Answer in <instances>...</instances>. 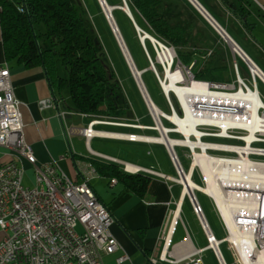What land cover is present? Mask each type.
Listing matches in <instances>:
<instances>
[{
	"label": "built area",
	"instance_id": "1",
	"mask_svg": "<svg viewBox=\"0 0 264 264\" xmlns=\"http://www.w3.org/2000/svg\"><path fill=\"white\" fill-rule=\"evenodd\" d=\"M99 1L103 10L105 9L107 20L111 22L110 15L105 8V1ZM112 30L116 34L114 28ZM138 34L141 38L147 35L142 29H139ZM145 41L146 39H144V47H146ZM152 42L158 54L157 63L160 62L163 66L166 73L164 81L167 82L168 69L175 72L178 68H175L178 55L172 47L175 52L173 62L169 60L162 62L159 60L161 52L170 47L158 39ZM145 50L150 66L156 68L155 62L147 49ZM181 64L180 67L183 66L182 69L185 72L187 69L191 74V66L187 67L183 64L181 66ZM154 72L163 86V77L157 69ZM251 75L255 81L254 88L257 89L256 75L252 70ZM238 80L240 86L244 85L245 89H249L247 82L244 80V83L241 82L240 78ZM185 83L177 82L178 85H185ZM210 84L214 89L223 90H228L232 86L230 84ZM141 93H143L142 90ZM171 93L182 108L178 94L171 91L169 98ZM172 109V113H175V108ZM60 115L64 117L65 112H61ZM262 115L264 116V113ZM123 124L141 127L139 124ZM198 128L203 132L202 140L211 146L206 150L201 147L195 150L206 152L211 160V164L208 163L209 168L214 164L213 157L236 163L239 159H247L250 162L246 161L249 167L241 168L231 164V169H224L223 172L216 169L214 173L221 184L218 198H211L210 192L198 188L193 190V196L190 193L186 195L205 233L208 246L198 248L189 237L187 240H191L193 248L181 255L178 248L187 240L183 243L173 242L180 217L176 218L175 206L159 201L153 190L156 182L163 181L162 179H165L163 181L165 182L172 178L150 169L130 171L126 164L125 169L128 172H145L152 176L153 182L149 191L148 204L169 214L168 233L163 251L159 258L152 257L151 260L154 264L160 260L171 264H205L203 253L210 248L220 264H228L221 250L222 244L227 242L233 249L238 264H264V130L257 131L255 139L249 142L247 140L251 135L249 129L231 127L224 134L223 129L216 126L205 125ZM180 134L185 137L183 133ZM136 136L132 134L130 140L139 141ZM192 138L196 139L195 136ZM206 138L226 139L238 143L210 142L205 140ZM0 146L12 148L16 159L7 164H0V264H105L104 257L117 251L120 243L111 229L115 221L114 217L91 185V179L97 175V170L84 163L80 164L79 171L83 176V181L75 182L62 171L57 162L43 166L37 163L34 149L24 137L20 101L16 97L11 69L7 63L0 65ZM188 148L192 168L196 159L195 150ZM241 148H244L242 153L239 151ZM246 148L249 149L246 150ZM172 160L179 171V156L172 157ZM25 162L32 167V177L28 180L29 183L26 179ZM228 165V163L225 164V167ZM202 166V163L196 165L193 174L194 170L198 169L204 183L202 186L208 188L207 172ZM236 174L238 176H235ZM116 181V179L113 180V182ZM196 191H201L212 199L227 231L225 238L216 237ZM128 258L124 255L117 261L122 263Z\"/></svg>",
	"mask_w": 264,
	"mask_h": 264
},
{
	"label": "crops",
	"instance_id": "2",
	"mask_svg": "<svg viewBox=\"0 0 264 264\" xmlns=\"http://www.w3.org/2000/svg\"><path fill=\"white\" fill-rule=\"evenodd\" d=\"M80 1L86 8L88 17L94 28L96 27L95 24L99 25L95 28L97 34L99 33L101 35L99 31L101 28L106 29V25L112 34L111 26H109V21L106 18L100 1ZM104 1L108 7H111L113 18L120 31L121 29L115 16L116 12L129 26L131 24L128 17L131 19L136 30L140 28L151 35L148 32L151 29V24L139 10L138 0ZM139 1L141 3L147 2L148 6L157 8L160 12V17H163L171 24L186 26V52L192 53L193 61L201 59L205 62H211V59L215 58L211 62L213 67H226L232 81L235 80L234 67L237 66L236 69H238L239 73L240 70L233 44L223 37L222 33L192 0ZM196 1L264 73V0ZM125 5L129 8L130 14L123 9ZM1 11L2 8L0 5V65L7 63L11 69L16 97L20 101V111L24 123V137L32 145L37 163L43 166L55 161L59 164L62 171L75 182L83 181V176L79 171L80 164L84 163L91 168H96L97 175L91 179V185L100 200L112 213L115 221L111 229L120 243V248L117 251L104 257L105 264H154L151 258H159L165 245L169 226V214L161 209L151 207L148 204L150 192H148L145 198L140 197L117 178L107 176L100 172L94 164V161L104 164L116 163L122 168H125V165L130 163L138 166L140 169H150L170 177L176 176L156 168L153 164H144L140 161L128 160L97 150L93 147V141L95 138L103 137L130 144H156L158 146H165L167 149L166 145L144 140L131 141L129 138H114L101 135L86 137L74 132V128H87L92 126L94 129L100 131L155 136L137 132L156 131L153 127L154 125L142 122L141 118L137 115L135 117L141 127L128 126L121 122L94 120L95 118L90 114L77 113L68 109L66 102L55 96L52 84L44 68L36 67L29 69L23 65H18L15 61L9 62L7 60ZM121 33L123 35V31ZM123 39H125L124 36ZM141 45L149 53L147 43L145 42L146 47H144L141 41ZM241 62L244 72L248 74L249 71L247 70L250 69L249 65L244 60ZM147 69L145 68L142 71H146ZM61 112H65L64 117L60 115ZM87 117H91L88 126L78 124L83 123V118ZM97 125L120 127L132 131L124 132L97 129ZM87 146L90 151L87 149ZM100 157L111 161L101 159ZM14 160H16L14 150L10 147L0 146V164H7ZM24 164L27 169L28 180H31L32 167L27 162ZM122 164L125 165L122 166ZM114 179L117 181L113 182ZM182 221L179 218L173 239L175 243H183L189 237L193 240L184 222V228L181 227ZM177 237H179L178 241H176ZM193 243L195 244L194 240ZM195 246L198 247L196 244ZM185 252L186 250L180 251V254L183 255ZM124 255L129 257L128 260L119 263L117 260ZM157 264L171 263L160 260Z\"/></svg>",
	"mask_w": 264,
	"mask_h": 264
},
{
	"label": "trees",
	"instance_id": "3",
	"mask_svg": "<svg viewBox=\"0 0 264 264\" xmlns=\"http://www.w3.org/2000/svg\"><path fill=\"white\" fill-rule=\"evenodd\" d=\"M0 5L5 53L9 62L15 61L29 69L44 68L55 96L66 102L70 110L90 114L94 120L106 122L119 123L133 117L124 87L80 0H0ZM138 8L151 24L148 32L162 42L175 45L182 64L191 65L193 55L186 52V26L171 24L147 2L138 0ZM128 19L138 36L134 24ZM138 40L141 45L139 37ZM146 43L158 70L160 68L163 72L156 62L152 42L147 39ZM237 59L242 61L239 57ZM213 60L215 58L211 62ZM148 61L150 64L149 58ZM211 62L196 61L192 68L195 79L231 83L226 67H213ZM239 70L241 73L240 66ZM247 71L250 73L249 69ZM67 99L71 100V105H67ZM176 110L181 113L179 104ZM94 164L100 172L117 178L140 197L147 196L153 180L150 175L127 172L116 163L94 161Z\"/></svg>",
	"mask_w": 264,
	"mask_h": 264
},
{
	"label": "bare ground",
	"instance_id": "4",
	"mask_svg": "<svg viewBox=\"0 0 264 264\" xmlns=\"http://www.w3.org/2000/svg\"><path fill=\"white\" fill-rule=\"evenodd\" d=\"M107 13L110 14L108 7L105 5ZM113 21L112 18H110ZM114 24V22H113ZM113 28L116 31L117 40L119 39V43L121 45V49L125 55L127 62L129 61L131 67V71L133 75L135 74L136 78L139 81L140 88L142 90V94H144L145 98L148 102V108L151 110L154 120L156 124L154 125L155 129L161 130L162 134L158 136H149V135H137L136 138L139 140L162 143L164 145L168 144L171 148V151L177 154L176 147L177 146H187L191 149H196L197 147H201L203 150H206L207 147H210L211 144H206L202 140L203 132L198 127L199 126H216L223 129V133L226 134L228 128H245L251 131V135L247 138L250 142L255 139V133L260 130H264V116L262 115V110L264 109V100L261 97L260 91L258 89V79H262L264 82V73L257 66H252V71L256 75V84L257 89H245L244 85H241L238 89L229 91L223 89H214L212 85L203 81H196L191 79L188 84L178 85L177 82H187V75L182 67H178L177 70L171 71L168 69V81H163V87L166 92L175 91L181 102L182 108L184 111V115H180L178 111L175 109V113H167L162 110L152 99L145 83L143 80L144 71L140 70L134 62V59L130 53V50L126 44L125 39H123V35L121 31L117 30L116 25H113ZM112 28V29H113ZM149 35V34H148ZM122 36V37H121ZM238 54V52L236 51ZM175 58V52L172 48H168L161 52L159 60L162 62H173ZM128 63V64H129ZM129 65V66H130ZM156 66V65H155ZM157 68V67H156ZM241 82L244 83L241 78ZM249 86V85H248ZM233 85L228 89H233ZM164 116L175 125L174 130L180 133H183L185 137L183 139L170 137V128L163 123ZM74 132L79 133L84 136L93 137L95 135L114 137V138H129L132 134L128 133H120V132H111V131H100L94 129V127L87 128H74ZM193 136L196 139L193 140ZM215 147V146H214ZM249 147V146H248ZM244 148L239 149L242 153ZM249 148H246L248 150ZM195 162L191 170L186 171L185 176L181 177H171L173 181L180 183L183 185L182 194L176 195L174 187H172L169 183L158 181L154 185V192L156 193V197L159 201H163L168 205H174L176 209V218H179L181 215L182 203L188 192L192 190L207 191L211 193V198H218L219 188H221V184L219 183L216 174L214 171L217 169L218 171L223 172L222 170L231 169V164L240 166L241 168L249 167L250 163L247 159L242 160L239 159L236 162L226 161L225 159L213 157V165L209 168L208 163L211 164V160L207 157L206 152H198L195 150ZM180 159V158H179ZM248 163H247V162ZM202 163V167L207 172V179L209 181V187L206 188L202 185H199L192 178L193 169L196 165ZM229 164L225 167V164ZM128 169L130 171H137L140 168L136 165L128 163ZM180 165L184 170V167L180 161ZM206 167H208L206 169ZM235 176H238L236 174ZM234 176V177H235ZM219 185V187H217ZM193 248L191 240H187L184 244H182L178 248L179 251L191 250Z\"/></svg>",
	"mask_w": 264,
	"mask_h": 264
},
{
	"label": "rangeland",
	"instance_id": "5",
	"mask_svg": "<svg viewBox=\"0 0 264 264\" xmlns=\"http://www.w3.org/2000/svg\"><path fill=\"white\" fill-rule=\"evenodd\" d=\"M116 13H115V16L118 20L119 27H120L121 31H123V36L125 38V41H126L128 48L131 51V54H132V57L134 59L135 64L137 65V67L140 70L148 68L143 74V80H144V83H145L152 99L162 110H164L165 112H167L169 114L172 113V110H173L172 108L174 107L176 109V107H178L179 102L177 101V99L175 98V96L172 93L170 94V98L166 95V93L164 91V87L161 85L160 80L158 78V75L152 69H150V64L148 61L149 57L147 58L148 55L147 56L145 55V52H144L142 46L140 45V42H139L135 32L126 23V21H123L119 17V14H116ZM95 25H96L95 28H97V26H99L97 24H95ZM110 29L112 31V34L108 30L107 25H106V29L101 28L100 31L98 30L99 32H101V35L99 33L98 34H99V37H100V39H101V41L105 47V50L108 54L111 65L116 70V73H117V75H118V77H119V79H120V81L124 87V90L127 94V97L130 101V104L132 106L133 117L131 119L123 120V122L121 121V123L122 124L123 123L140 124V123H138V120L135 117V115H137L141 118L142 122L155 125L156 122L154 120L152 112L148 108L147 101H146L144 95H142L141 90H140V88H139V86L135 80V77L131 71L132 68H130L131 65H130L129 61L127 62L128 59L126 60V58H125L123 50L121 49V45L118 42L119 39L117 40V36L114 33V31L112 30V27H110ZM155 39H157V38H155ZM140 40H141V37H140ZM159 41H161V40H159ZM162 43L164 45L170 47V48L173 47L175 49L176 54L178 55V48L175 45L167 43V42H162ZM157 55L158 54L156 52V62H157ZM236 56L239 57L241 60H243L237 53H236ZM176 58L177 59L175 62V68L179 67L180 63H182L181 60L179 59V56ZM198 60H200V59H198ZM237 62H239L241 73H242L243 77L245 78V80L241 76V73H239L238 70L236 69L237 66H235L234 67L235 76H236L235 80L232 81L231 83H225V84L233 85L234 87H233V89H228V90L233 91V90H236L240 87V82H239L238 78H240V79L242 78L245 82H247V84L251 88H254L255 87V81H254L252 75H250L251 69H249L250 74L249 73L247 74L244 72L243 65L241 64L242 62L238 59H237ZM195 63H196V61H193V63L191 65H189V66H191V69H190L191 74H189L187 69H185L186 70L185 73H186L187 79H188L185 84H188L191 81V79L196 80L194 74L192 73V68L194 67ZM158 64L161 65L160 62H158ZM181 66H182V64H181ZM161 68H162L163 72L160 71V68L158 70V67L156 69L158 70L159 74L164 79L166 73H165V70H164L162 65H161ZM196 81H199V80H196ZM203 82H207V81H203ZM257 82H258V89L260 91L261 97L264 100V82L260 78L258 79ZM210 83H213V82H210ZM215 84H221V83H215ZM67 105H71L70 99H67ZM179 106H180V104H179ZM180 109H181V113H179V114L182 116V115H184V111H183V108H181V106H180ZM262 113H264V110H262ZM83 120H84L83 123L81 122L78 124L83 125V126H88V123L91 120V117L83 118ZM163 123L170 128V130H171L170 134H169L170 137L179 138V139L184 138L182 136V134L177 133L175 131H172V130H174L175 126L167 118H163ZM96 128L97 129H105V130H117V131H124V132L132 131V130L125 129V128L103 126V125H97ZM208 130L212 131L213 129H208ZM137 132L146 133V134L155 135V136L160 135L159 129H156V131H137ZM205 140L210 141V142L238 143L236 141H230V140H226V139H217V138H206ZM239 143H241V142H239ZM257 146H260V144H257ZM93 147L97 150L102 151V152H106L108 154H112V155H115V156H118L121 158H126L128 160L140 161V162H143L144 164H149V165L153 164L156 168L164 170L168 174L174 175L176 177H180L179 171L175 167L173 160H172V157H171L170 153L168 152V150L165 148V146H158L156 144H141V143L130 144V143L122 142L119 140H112L110 138L101 137V138H95L94 139ZM87 149H88V146H87ZM176 151H177V154L180 158V161H181V163L185 169V172L186 171L189 172L191 170V159L189 157V154H190L189 148L186 146H182V147L177 146ZM101 159L111 161V160L105 159V158H101ZM124 165L125 164H122V166H124ZM125 171H127V170L125 169ZM193 175H194L193 179L196 183H198L199 185H204L202 178H201V175H200V171L198 169L194 170ZM26 179H27V182L29 183L30 181H28V175H27ZM162 180L164 181L165 179H162ZM152 182H153V180H152ZM165 182L169 183L172 187H174L176 195L182 194V188H183L182 184L177 183L173 180H169V181L167 180ZM151 186H152V184H151ZM196 195H197L200 203L202 204V206L205 210L206 216H207V218L211 224V227H212L216 237L218 239L225 238L227 236V231H226L224 224L221 221V219L217 213V210L215 208V205H214L212 199L210 197H208L207 195H205L201 191H196ZM183 204H184V207L182 206L183 214L181 211V217L182 218L180 217V221H182V219H183V221L181 222V227L184 226V224H183V222H184L185 225L187 226V228L190 232V235L192 236L195 244L198 247H207L208 246L207 238L205 236V233H204V231L200 225V222H199L197 216L195 215V213L193 211V208H192V205L190 203L188 196H187V198L185 197ZM186 233H187V231H186ZM178 240H179V237L176 238V241H178ZM221 250H222L228 264H238L237 258L234 254L233 249L229 245V243L224 242L221 246ZM203 259H204L205 264H220L218 262V260L216 259L213 250L210 248L205 250V252L203 253Z\"/></svg>",
	"mask_w": 264,
	"mask_h": 264
},
{
	"label": "water",
	"instance_id": "6",
	"mask_svg": "<svg viewBox=\"0 0 264 264\" xmlns=\"http://www.w3.org/2000/svg\"><path fill=\"white\" fill-rule=\"evenodd\" d=\"M193 1V3L205 14V16H207L208 18H209V20L215 25V27L222 33V35H223V37L227 40V41H229V42H231L232 44H233V49H234V51L236 52H238V55L249 65V67H250V69H252V66H257L252 60H251V58L229 37V35L216 23V21L209 15V13L196 1V0H192ZM123 9L127 12V13H129L130 14V10H129V8L125 5L124 7H123ZM104 11H105V9H104ZM109 12H110V18L111 17H113V14H112V9H109ZM113 19V21H109V24H110V26L113 28V25H116V28H117V30H118V26H117V24H116V21L114 20V18H112ZM113 22H114V24H113ZM139 29L140 28H137V30L139 31ZM115 30V29H114ZM122 37V36H121ZM144 39H150L151 41H154V40H156L153 36H151V35H146V37H143V38H141V40H142V42H143V44H144ZM258 67V66H257ZM150 69H152L153 71H156V68L154 67V66H150ZM261 70V69H260ZM262 71V70H261ZM145 72V71H144ZM263 72V71H262ZM134 77H135V80H136V82H137V84H138V86H139V88H140V85H139V81H138V79L136 78V76H135V74H134ZM140 90H141V88H140ZM164 91H165V89H164ZM171 91H169V92H166L165 91V93H166V95L168 96L169 95V93H170ZM160 131V133L162 134V132H161V130H159ZM166 147H167V149H168V151H169V153H170V155L172 156V157H174V158H176L177 157V155H175V153H173L172 151H171V148L168 146V144H166ZM178 168H179V176L181 177V178H183L184 176H185V172H184V170L182 169V167H181V165H180V163L178 162ZM128 172V171H127ZM188 193H190V195L191 196H193L194 195V193H193V190L191 191V192H188Z\"/></svg>",
	"mask_w": 264,
	"mask_h": 264
}]
</instances>
